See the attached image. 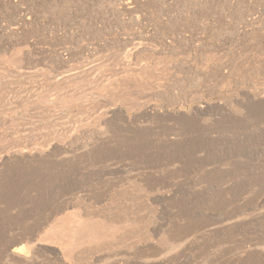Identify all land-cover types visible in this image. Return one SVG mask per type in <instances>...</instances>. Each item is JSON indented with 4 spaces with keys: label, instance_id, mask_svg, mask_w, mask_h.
Instances as JSON below:
<instances>
[{
    "label": "rangeland",
    "instance_id": "374dc122",
    "mask_svg": "<svg viewBox=\"0 0 264 264\" xmlns=\"http://www.w3.org/2000/svg\"><path fill=\"white\" fill-rule=\"evenodd\" d=\"M263 1L0 4V264H264Z\"/></svg>",
    "mask_w": 264,
    "mask_h": 264
},
{
    "label": "bare ground",
    "instance_id": "6f19581e",
    "mask_svg": "<svg viewBox=\"0 0 264 264\" xmlns=\"http://www.w3.org/2000/svg\"><path fill=\"white\" fill-rule=\"evenodd\" d=\"M7 1L8 0H0V4H6L7 3ZM21 1V3H24V2H22V0H20ZM137 1V0H136ZM29 2V1H28ZM214 2V1H213ZM264 2V1H263ZM20 3V4H21ZM162 3V2H161ZM244 4V3H243ZM246 4V3H245ZM11 5V4H10ZM19 4L17 3V4H15V8L18 6ZM165 5V4H164ZM3 7V6H2ZM6 7V6H5ZM20 8V7H19ZM162 8V7H161ZM254 9V8H253ZM256 9V8H255ZM12 10V9H11ZM243 10V9H242ZM18 11H20V10H18ZM16 12V11H15ZM138 12V11H137ZM172 12V11H171ZM197 15V14H196ZM131 16V15H130ZM233 16V15H232ZM192 17V16H191ZM6 18V17H5ZM24 18V17H23ZM224 18V17H223ZM186 19V18H185ZM24 20V19H23ZM23 20H21V21H23ZM97 20V19H96ZM187 20V19H186ZM24 22V21H23ZM22 23V22H21ZM24 24V23H23ZM19 27H20V25H19ZM22 27V26H21ZM23 28V27H22ZM18 29H20V28H18ZM27 29V28H26ZM24 31H25V28L23 29ZM22 30V31H23ZM23 31V33H26V32H24ZM31 32V31H30ZM16 33V32H15ZM29 34V33H28ZM26 35V34H25ZM26 37V36H25ZM28 37V36H27ZM21 40L23 39V37H19ZM28 39V38H27ZM26 39V40H27ZM40 39V38H39ZM25 40V41H26ZM18 42V41H17ZM16 42V43H17ZM24 42V41H23ZM19 49V48H18ZM264 49V48H263ZM29 51V50H28ZM262 60V59H261ZM113 61V60H112ZM264 63V62H263ZM254 65V64H253ZM262 65V64H261ZM240 67V66H239ZM247 67H249V66H247ZM237 68V67H236ZM257 70H258V67L256 68ZM243 70V69H242ZM261 70H263V68L261 69ZM260 70V71H261ZM256 71V70H255ZM255 71H253V72H255ZM5 72V70L3 71V73ZM264 72V71H263ZM251 73V72H250ZM235 74V73H234ZM252 74V73H251ZM259 74H260V72H259ZM0 75H3V74H0ZM200 75V74H199ZM11 76V75H10ZM210 76V75H209ZM221 76V75H220ZM9 77V75L7 74V73H4V75H3V79H6V78H8ZM248 78V77H247ZM13 79V78H12ZM238 79V78H237ZM10 80V79H9ZM2 82V81H1ZM4 86V85H3ZM21 88H23L22 86H21ZM35 88V87H34ZM16 89H18V88H16ZM29 89H31V88H29ZM38 89V88H37ZM6 90V89H5ZM19 90V89H18ZM21 90L22 89H20L19 91H16V93H14V91H13V94H11V95H13V97L14 98H19V99H23V98H28L29 100L30 99H34V97L33 98H31L33 95H34V93L30 90V92L28 93V94H26V95H23L22 94V92H21ZM1 91V90H0ZM4 91V90H3ZM26 91V90H25ZM24 91V92H25ZM9 92V91H8ZM37 93V92H36ZM246 93V92H245ZM255 94H257L258 95V92L257 93H255ZM0 95H2L1 93H0ZM6 95V94H5ZM10 97V96H9ZM37 97V96H36ZM12 98V97H11ZM11 98H10V100H11ZM7 99H9L8 97H7ZM28 99H26V100H28ZM28 100V101H29ZM264 100V99H263ZM7 102V101H6ZM14 102V101H13ZM17 102H18V100H17ZM16 103V102H15ZM9 105V104H8ZM7 105V106H8ZM264 105V104H263ZM10 106V105H9ZM12 107V106H11ZM240 109H243V108H240ZM49 113V112H48ZM51 116V115H50ZM55 117V116H54ZM4 118V117H3ZM55 120V119H54ZM57 121V120H56ZM44 122H45V120H44ZM55 122V121H54ZM50 123V122H49ZM51 125V124H50ZM14 126V125H13ZM54 126V125H53ZM48 128V127H47ZM68 128H69V126L67 125V121H65V122H61L60 123V128H55V127H53L51 130H52V132H51V134H49V136L47 137L49 140H52V138L53 137H55L56 135H58V134H61V133H64V131H67L68 130ZM43 129V128H42ZM49 130V129H48ZM62 130V131H61ZM46 139V138H45ZM45 141H47V139L45 140ZM50 142V141H49ZM49 142H45V143H49ZM16 146V145H15ZM26 146V145H25ZM4 147V146H3ZM11 148V147H10ZM7 149V148H6ZM20 149V148H19ZM26 151V150H25ZM3 152V151H2ZM6 152V151H5ZM14 152V151H13ZM15 153V152H14ZM13 154V153H12ZM19 156V155H18ZM16 158V157H15ZM110 217V219L112 218L111 216H109ZM109 219V218H108ZM105 221V220H104ZM103 222V221H102ZM104 223V222H103ZM105 227H107V226H105ZM105 229V228H104ZM103 229V230H104ZM99 232V231H98ZM95 233V232H94ZM100 233V232H99ZM96 234V233H95ZM97 235V234H96ZM102 235V234H101ZM105 235V234H104ZM106 236V235H105Z\"/></svg>",
    "mask_w": 264,
    "mask_h": 264
},
{
    "label": "crops",
    "instance_id": "0c3cea01",
    "mask_svg": "<svg viewBox=\"0 0 264 264\" xmlns=\"http://www.w3.org/2000/svg\"><path fill=\"white\" fill-rule=\"evenodd\" d=\"M218 25H219V23L213 24V28L217 27Z\"/></svg>",
    "mask_w": 264,
    "mask_h": 264
}]
</instances>
